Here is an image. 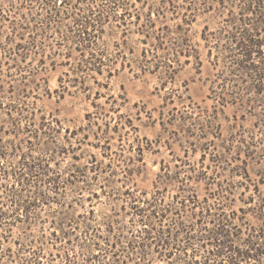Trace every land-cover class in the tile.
Masks as SVG:
<instances>
[{
  "label": "trees",
  "instance_id": "trees-1",
  "mask_svg": "<svg viewBox=\"0 0 264 264\" xmlns=\"http://www.w3.org/2000/svg\"><path fill=\"white\" fill-rule=\"evenodd\" d=\"M235 1L159 0L155 6L153 0H0V39H4L0 49L19 72L23 68L18 62H25L30 54L40 56L41 65L44 57L52 56L54 52L47 54L46 40L55 37L62 42L56 44H71L65 46L67 57L73 53L81 58L85 54L103 56L101 50L92 53V45L100 27L109 21L117 22V28L126 26L127 21L135 24L147 46L143 57L153 58L154 68L165 69L168 78L189 64L201 74L202 51L208 70L216 72L207 96L214 103L211 110L190 100L169 113V120L178 121L182 128L177 141L183 156L170 150L172 159L159 162L150 189L139 185L147 175L141 146L126 157L121 148L111 152L102 145L107 151L102 157L108 159L103 164L94 154L86 159L83 153L77 155L81 142L70 144L63 152L72 153V160L61 174L50 166L62 154L52 148L51 133L41 132L48 142L42 143L37 157L14 144L13 154L20 153L17 169L8 172L0 166V178L7 174L8 181L2 186L5 197L1 195L6 201L0 200V264H264V196L260 191L264 185V0H238L242 5L234 14L228 8L230 15L224 21L230 29L212 33L203 26L198 36L202 47L189 34L198 18L209 14L212 19L219 18ZM137 3L147 6L148 13L142 16ZM167 20L177 21L173 29L164 23L156 28L157 21ZM126 33L121 31V35ZM223 39L227 42H220ZM95 61L103 65L100 58ZM83 67L92 70L80 64V71ZM205 80L209 82L208 76ZM24 93L21 91L22 96ZM3 105L0 102V109ZM226 105H234V156L230 159L225 155L232 150L233 140L229 144L223 141L219 122ZM5 107L9 114L15 110L20 119L24 112L26 118L34 116L23 106ZM249 118L253 122L245 127ZM27 129L24 126L21 132ZM18 131L15 128L14 133ZM6 133L10 132L3 131ZM39 135L36 132L34 138L38 140ZM215 139L222 142L221 151L216 150ZM33 145L28 146L30 151ZM197 153L199 158L192 160ZM7 155L0 137V163ZM81 159L85 163L77 164ZM231 162L234 175L241 178L240 186L244 183L250 192L243 202L248 205L247 212L261 224H248L244 234L241 226L232 223L233 215L226 214L237 185L232 180L216 182ZM106 173L108 176L100 179ZM116 183L120 186L114 188ZM67 189L75 193L69 202L65 200ZM202 189L207 191L203 197ZM85 193L87 205L80 196ZM98 203L109 207L98 208ZM43 206L51 211L46 218L37 212ZM36 223L41 225L37 238L14 240L15 230L25 233Z\"/></svg>",
  "mask_w": 264,
  "mask_h": 264
},
{
  "label": "rangeland",
  "instance_id": "rangeland-1",
  "mask_svg": "<svg viewBox=\"0 0 264 264\" xmlns=\"http://www.w3.org/2000/svg\"><path fill=\"white\" fill-rule=\"evenodd\" d=\"M158 1L153 0V5L157 6ZM240 5L242 3L238 0L235 1V6L232 2L227 9L223 10L219 18L215 16L212 19L211 15L213 14L198 18L189 33L193 42H198L202 47L198 36L203 26H208V32L217 33L218 29L226 27L224 19L230 15L228 8L234 14V10L237 11ZM84 6L85 4L82 5V7ZM136 6L141 7L138 11L142 16L148 13L147 6L139 3ZM116 13L121 14L120 10ZM165 13L166 16H171L170 12ZM151 15H154V10ZM132 18L134 17L129 20ZM142 19L144 21V18ZM128 22L126 26L120 28L116 27L118 24L114 21H109L100 27V35L92 45V53L101 50L103 56L95 54L96 57H91L85 54L81 58L77 53H73L72 56L67 57L65 46L70 47L71 44L64 42L56 44V41L62 42L55 37L46 40L49 45L47 54L54 52L52 56L44 57V63L41 65L38 64L41 57L30 54L25 62H18V66L23 68V71L19 72L13 65L12 59L8 61L4 59L3 50L0 49V102L4 104L0 109V137H2V146L9 154L0 163V166H4L8 172L17 169L20 153L13 154L12 146L14 144H19L22 151L29 153L31 157L40 155L42 143L48 142L41 132L51 133L54 141L52 148L62 152L50 162V166L54 167L56 171H60L61 174L63 170L68 169L72 160V153L65 154L63 152V147L64 149L68 148L70 144L77 146L81 142V150L76 154L83 153L85 159L89 158L90 154H94L99 160H103V164H106L108 159L102 157L103 152H107L102 145L110 148L111 152L121 148L126 157L134 155L138 146H141L143 167L147 175L143 182H139V185L145 189L151 188V182L154 179V174L158 171L159 162L172 159L169 154L170 150L176 156H183L177 141L182 135V128L178 121L169 120V113L173 108L180 109L190 100L202 108L206 107L211 110L214 103L207 96L210 94L209 88L212 80L216 79L214 74L216 72L212 71L211 73V70H208L205 52L202 51L201 74H196L193 64H189L177 70L172 79L168 78L165 69L154 68L155 60L153 58L149 55L147 59L143 57V49L147 47L141 41L143 35L136 32L135 24ZM176 22V20L157 21L156 28L164 23L173 29ZM226 29H230V27L227 26ZM123 30L127 32L126 36L121 35ZM27 40L28 35L26 34L25 42ZM0 42H4V39L1 38ZM220 42L227 41L223 39ZM6 47L9 49L11 45ZM12 56L15 59L14 55ZM95 58H100L103 65L99 61L96 62ZM81 60L86 62L82 63ZM80 64L88 65L92 70L86 69L85 66L80 71ZM207 76L209 82L205 80ZM21 91H24L26 95L22 96ZM7 104H13L17 108L23 106L33 112L34 116L26 118L27 115L24 112L21 115L24 117L20 119L15 110L9 114L5 107ZM13 121L16 122V125H13ZM219 122L222 126L223 141L229 144L233 140L232 150L225 155L227 159H230L231 156H234V105H226L223 108V113L219 114ZM252 122L253 119H250L244 123L245 127H249ZM42 123L43 127H41ZM24 126L29 131L22 133L21 128ZM15 128H19L17 134L14 133ZM3 131L10 133L3 134ZM36 132L40 134L38 140L34 138ZM257 135L259 136L260 133L257 132ZM27 142L34 144L31 151L28 148L31 144H27ZM39 142L41 144L37 145ZM214 142L217 144L216 150L221 151L222 142L218 139H215ZM165 143H170V147H167ZM198 158L199 154L197 153L192 160ZM85 159H81L77 164L85 163ZM234 165V162H231L230 166L218 175L216 182L225 183V180H232L237 185L230 197L231 210H226V214L233 215L232 223L237 226L236 228L241 226L244 234V228L248 224L255 226L261 224L247 212L248 205L243 202L246 201L250 192L244 189V183L242 187L240 186L241 178L234 175ZM116 171L119 172V169L117 168ZM91 175L89 173V176ZM65 176L66 174L63 175V177ZM106 176L108 173L101 174L100 179ZM119 176L120 174L117 175V178ZM9 178L12 180L11 176ZM6 179L7 174L0 178V200L4 201L6 198H2L1 195L5 197V194H2V186L7 184ZM119 186L120 183L114 184V188ZM210 188H215V185ZM243 191L245 192L243 193ZM260 191L264 196V185L260 186ZM66 192L65 200L69 202L75 193L71 189H67ZM206 192L202 189L201 197ZM80 196L83 197L84 205H87L86 193ZM102 200L105 201L106 198L102 196ZM200 204L204 205L203 202ZM97 207L107 208L109 205L98 203ZM240 208H243L245 212H240ZM37 212L46 218L48 212L51 211L49 207L43 206ZM44 226L47 227L48 223ZM40 227L41 225L36 223L32 226L31 231L21 233L20 229L19 231L15 230L14 240L26 241L37 238ZM240 264H244V262ZM246 264H256V262L251 261Z\"/></svg>",
  "mask_w": 264,
  "mask_h": 264
},
{
  "label": "snow or ice",
  "instance_id": "snow-or-ice-1",
  "mask_svg": "<svg viewBox=\"0 0 264 264\" xmlns=\"http://www.w3.org/2000/svg\"><path fill=\"white\" fill-rule=\"evenodd\" d=\"M61 2H63V0H61Z\"/></svg>",
  "mask_w": 264,
  "mask_h": 264
}]
</instances>
